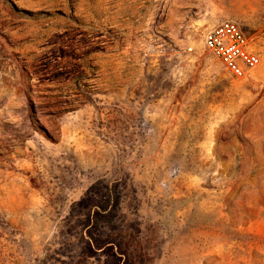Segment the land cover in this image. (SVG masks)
I'll use <instances>...</instances> for the list:
<instances>
[{
	"label": "rangeland",
	"instance_id": "1",
	"mask_svg": "<svg viewBox=\"0 0 264 264\" xmlns=\"http://www.w3.org/2000/svg\"><path fill=\"white\" fill-rule=\"evenodd\" d=\"M0 264H264V0H0Z\"/></svg>",
	"mask_w": 264,
	"mask_h": 264
},
{
	"label": "built area",
	"instance_id": "2",
	"mask_svg": "<svg viewBox=\"0 0 264 264\" xmlns=\"http://www.w3.org/2000/svg\"><path fill=\"white\" fill-rule=\"evenodd\" d=\"M204 47L236 78H247L259 65L254 50L241 25L225 18L213 24L203 34Z\"/></svg>",
	"mask_w": 264,
	"mask_h": 264
}]
</instances>
